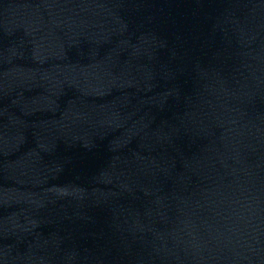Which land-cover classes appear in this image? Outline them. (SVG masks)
Returning a JSON list of instances; mask_svg holds the SVG:
<instances>
[{
	"label": "water",
	"instance_id": "1",
	"mask_svg": "<svg viewBox=\"0 0 264 264\" xmlns=\"http://www.w3.org/2000/svg\"><path fill=\"white\" fill-rule=\"evenodd\" d=\"M0 264H264V0H0Z\"/></svg>",
	"mask_w": 264,
	"mask_h": 264
}]
</instances>
